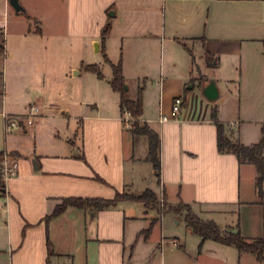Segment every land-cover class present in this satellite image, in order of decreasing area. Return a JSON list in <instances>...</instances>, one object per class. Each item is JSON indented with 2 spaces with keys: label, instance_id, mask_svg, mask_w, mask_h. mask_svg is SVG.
Here are the masks:
<instances>
[{
  "label": "crops",
  "instance_id": "crops-1",
  "mask_svg": "<svg viewBox=\"0 0 264 264\" xmlns=\"http://www.w3.org/2000/svg\"><path fill=\"white\" fill-rule=\"evenodd\" d=\"M19 1L30 18L24 27L10 33L0 26V163L5 152L12 161H23L13 177L4 179L0 172V264H264L234 245L201 241L184 215L168 211L186 204L222 232L264 238L258 172L234 153L218 151L211 116L214 107L217 120L244 145L264 136V116L252 128L244 124L249 123L244 119L248 111L241 112L235 98L226 102L229 87L242 74L264 97V0H35L36 8ZM10 7L2 0L4 14ZM106 24L110 27L102 39ZM74 49L76 59L71 60ZM105 58L120 62L130 98L140 92L138 123L159 139L158 176L148 159L147 136L133 134L132 123L120 119V93L109 82L112 68ZM78 60L97 64L103 74L101 79L87 71L90 87L72 90L84 93L77 101L92 109L76 117L79 126L68 138L75 151L36 155L33 150L39 165L34 170L33 158L22 154L13 139L20 135L17 131L36 137L42 109L70 114L69 107L58 105V97L44 98L39 92L61 71L57 78H67L66 70L73 72L71 77L81 75ZM211 76L218 90L213 100L201 92ZM62 91L58 94L67 103L69 94ZM151 93L159 101L150 110L146 101ZM175 96L184 100L179 115L159 122L160 114H170ZM35 100L41 102V115L30 125L5 132L1 111L24 114ZM235 120L238 124L230 128ZM92 129L113 132L111 155L102 136L93 148L88 145ZM145 190L156 198L163 190L168 209L159 212L157 201L122 199L108 207L69 205L47 218L66 197L111 199L116 192ZM167 214L174 228H167Z\"/></svg>",
  "mask_w": 264,
  "mask_h": 264
},
{
  "label": "rangeland",
  "instance_id": "rangeland-1",
  "mask_svg": "<svg viewBox=\"0 0 264 264\" xmlns=\"http://www.w3.org/2000/svg\"><path fill=\"white\" fill-rule=\"evenodd\" d=\"M26 3L27 7H34L36 8V1L35 0H23ZM30 14V13H29ZM29 17H27V15L23 14V13H16L13 8L10 7L8 14L7 13H3L2 12V0H0V26L1 27H5L6 29L8 28L9 32L12 33L13 31H17L19 29H22L24 27V25L26 24V20ZM30 19V18H29ZM4 23V24H3ZM25 23V24H24ZM2 40V36L0 35V42ZM9 42V41H8ZM76 52L77 50H71L70 51V59H76ZM85 63L82 62L81 60H78L76 62V68H80L83 70V73L81 75L75 76V77H71L73 72L71 70H66V72L68 73V77L65 78L64 76L57 78L58 75L63 74L62 71L60 73H58V75H56V79H54V83H56L54 85V83L50 82L46 80L45 83V88L44 91H40L39 94L44 97H58V99L56 100V102L58 103L59 106L61 107H69L70 109V114L69 115H58L60 110H54V112H48V111H43L42 109V118L38 119L39 121V125L40 128H36V131H38V133H36V137L33 138V133L29 132L30 134L27 135H21L23 132L21 131H17L20 133V135H17V137H15L13 139L14 143L18 146V149L22 152V154H24L25 156L29 157V159H32L34 157V155H31L35 150L34 153H36V155L40 154V153H50L51 151L55 152V153H72L75 151V147L71 146V143H68V138H71L73 135L71 134V131L77 129V127L79 126V121L78 118L76 117H82V115L84 114H88L89 111L92 109V105H84V104H80L79 99H82L84 97V93H78L79 91H77L76 93L73 92V87H81V86H86V88H89L90 86H88L89 82V77H86V74H89L84 67H85ZM63 68V67H62ZM61 68V70H62ZM104 72V71H103ZM57 73V72H56ZM102 74V72H101ZM11 75V74H10ZM103 75V74H102ZM97 76V75H96ZM12 75L11 77H9L10 79H8L7 85L8 87H10L9 84V80L11 81L12 84V88H14V82L12 79ZM98 77V76H97ZM248 76H243L242 74V78H238L237 77V85H231L229 88L230 91H228V95L226 98V102H230L233 98H235L237 100V103H239L241 105V112H243V110L246 112L248 111V113H246V116H244V119H247V122L249 123H244L245 125L250 124L249 126H251L253 128V125H256V121L260 118L264 116V97L262 96L260 91H256L254 90L255 88L252 89V84H250L249 82L246 83L244 80L247 78ZM71 78V79H69ZM99 78V77H98ZM103 78V77H102ZM101 78V79H102ZM242 81V82H241ZM52 83V84H51ZM126 83V82H125ZM242 85V86H241ZM28 91L30 92V99H33L34 97V92L30 87H27ZM62 91L63 93H67L66 95L69 94V96H67L68 98V102H64L63 98H61L62 96L59 95L58 93ZM235 89V90H233ZM66 91V92H65ZM127 92V91H126ZM87 93L88 90H87ZM132 92H127V94H131ZM58 94V95H57ZM36 98H38L37 95H35ZM86 99L88 97L85 96ZM42 99V98H41ZM38 105L41 102H37V100H35ZM159 101V97L157 96V94L155 93H151L147 95V101L146 103L148 104V107L150 108V110L153 108L154 105L157 104V102ZM51 113V114H50ZM57 114V115H56ZM243 119V118H241ZM236 125L238 124V121H236ZM36 124H34L35 126ZM258 125V124H257ZM132 126V124H131ZM139 126H142V124ZM88 145L89 143L92 144V148L95 145V139H98L100 136H102V139L104 140L103 144H106V151L107 154H112V141L111 139L113 138V132L109 131H103L102 133H97L95 131L90 130V132L88 131ZM11 134V133H10ZM69 136V137H68ZM230 137L233 140H237L235 139L232 134H230ZM74 140V138H72ZM77 141V140H76ZM10 156V154H9ZM22 159H19V161H16L17 164V173L18 170L19 172H21V168L20 165L22 163ZM19 167V168H18ZM128 194H131L129 192H126ZM159 196L157 195V202H156V207L158 209L159 212H163L165 210L168 209V206L164 204V207L161 208L159 205ZM165 201V200H164ZM174 208L180 209L179 213H181L182 215L185 216L186 214V209L184 207L181 206V204L176 205ZM168 211H170L168 209ZM178 216V215H177ZM180 217V216H179ZM164 220H166L167 222V228H174V221L172 220V216L171 215H165ZM184 226L183 223H181L179 225V230L181 231V233H184Z\"/></svg>",
  "mask_w": 264,
  "mask_h": 264
},
{
  "label": "trees",
  "instance_id": "trees-1",
  "mask_svg": "<svg viewBox=\"0 0 264 264\" xmlns=\"http://www.w3.org/2000/svg\"><path fill=\"white\" fill-rule=\"evenodd\" d=\"M110 25L106 24L101 31V38L104 39L108 33ZM2 45L0 44V49ZM106 61L109 62L107 58ZM110 63V62H109ZM112 68V77L110 84L112 88L120 93L119 106L121 111L128 110L135 118L132 122L130 131L133 134H144L148 138V159L152 162L155 174L158 176L160 173L159 162V139L158 135L150 130L148 126H139L138 117L142 113V101L140 92L135 99L130 98L127 92L124 90L125 81L121 72L120 62L113 64L110 63ZM86 70L94 72L99 78L103 75L97 64H86L84 67ZM212 119L217 129V149L220 152L234 153L239 162L252 163L257 172L255 186L257 193L262 201H264V192L262 190V182L264 180V156L262 155V149L264 147V136L259 141L251 145H244L238 140H233L230 137L231 132L227 131L224 124L217 120L216 109L213 107L211 112ZM1 155V153H0ZM1 179V178H0ZM0 186H3L2 180H0ZM122 199H133L142 202L154 203L157 201L154 193L150 190H145L140 194H128L125 192H116L111 199H98V198H81V197H66L62 199V202L58 204L53 212L47 216L58 215L69 205L82 207L85 205H95L100 207H108L114 205L117 201ZM186 209L184 216L186 224L192 228V230L201 237V241L204 239H212L223 244H230L236 246L239 250L250 252L255 254L257 259L264 261V238L247 239L243 237L239 232H222L219 226L213 220H202L197 215L191 212L188 205L181 204ZM175 212L180 209L169 208ZM200 248V244H199Z\"/></svg>",
  "mask_w": 264,
  "mask_h": 264
},
{
  "label": "built area",
  "instance_id": "built-area-1",
  "mask_svg": "<svg viewBox=\"0 0 264 264\" xmlns=\"http://www.w3.org/2000/svg\"><path fill=\"white\" fill-rule=\"evenodd\" d=\"M183 97L175 96L171 103L170 114H160L158 121L166 122L169 120H174L180 113L181 107L183 105ZM41 115V107L32 102L27 105L26 112L24 114H10L5 111H1V117L3 120V130L5 132H10L15 129L21 128L22 126L30 125L34 122L36 118ZM120 119L126 124L129 125L135 118L131 115L128 110H124L121 114ZM236 122H231L230 128L233 127ZM17 164L15 161H12L8 153H4L0 163V172L4 179H8L17 174ZM159 205L161 208L164 207V195L163 190L159 194Z\"/></svg>",
  "mask_w": 264,
  "mask_h": 264
},
{
  "label": "water",
  "instance_id": "water-1",
  "mask_svg": "<svg viewBox=\"0 0 264 264\" xmlns=\"http://www.w3.org/2000/svg\"><path fill=\"white\" fill-rule=\"evenodd\" d=\"M8 4L11 6V8H13V10L16 13L26 14V9L24 8V6L21 4L19 0H8ZM109 15L113 16V11H110ZM94 48L95 50L98 49L97 42H94ZM124 90H127L126 84H124ZM201 92L209 100H213L217 97L218 90H217L216 82L213 76H211L207 84H205L202 87ZM31 162H32L33 169L36 170L39 166L36 159L33 158Z\"/></svg>",
  "mask_w": 264,
  "mask_h": 264
}]
</instances>
